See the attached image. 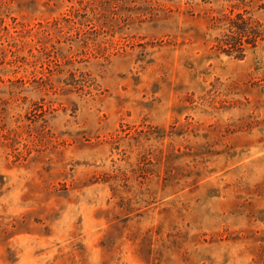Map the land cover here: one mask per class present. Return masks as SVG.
<instances>
[{
  "label": "rangeland",
  "instance_id": "374dc122",
  "mask_svg": "<svg viewBox=\"0 0 264 264\" xmlns=\"http://www.w3.org/2000/svg\"><path fill=\"white\" fill-rule=\"evenodd\" d=\"M0 264H264V0H0Z\"/></svg>",
  "mask_w": 264,
  "mask_h": 264
}]
</instances>
